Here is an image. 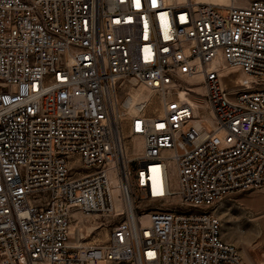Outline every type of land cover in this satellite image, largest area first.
<instances>
[{"label":"built area","instance_id":"built-area-1","mask_svg":"<svg viewBox=\"0 0 264 264\" xmlns=\"http://www.w3.org/2000/svg\"><path fill=\"white\" fill-rule=\"evenodd\" d=\"M263 185L264 0H0V264H245L214 205Z\"/></svg>","mask_w":264,"mask_h":264},{"label":"bare ground","instance_id":"bare-ground-1","mask_svg":"<svg viewBox=\"0 0 264 264\" xmlns=\"http://www.w3.org/2000/svg\"><path fill=\"white\" fill-rule=\"evenodd\" d=\"M165 1H182V0H165ZM202 1H210L214 3H224L227 4L229 0H202ZM129 86H132L133 80L130 78ZM185 81L188 86L190 84H194L192 86L193 90L195 92H191L192 89L189 91L182 88V90H179L180 94L184 99H187L191 101L195 108L200 110L204 107L205 104V97H204V90L201 83L198 81L193 82L192 78H185ZM130 94V102L133 101H142L147 97L146 90L143 86L139 85L138 87L133 88L131 91H129ZM114 193H116V190H114ZM214 213L217 217H224L225 220L223 222V232L222 237L225 240H232L240 251H238L240 254H242L244 260L248 264H255L252 256L248 252V249L246 247L247 242L249 238L252 236L253 228L250 226L249 228H245L239 222L234 221V217L231 213L225 211V209L221 206L215 209ZM101 224L100 220L97 217V215L94 214H86V215H76V221L73 227L71 228V232L76 234V241L75 242H86V241H92L97 239V234L99 231H101ZM99 230L96 234L95 232ZM84 232L83 236L81 232ZM95 234V235H94ZM221 234V230H220ZM102 236H104V230L102 232ZM92 238V239H91Z\"/></svg>","mask_w":264,"mask_h":264},{"label":"rangeland","instance_id":"rangeland-1","mask_svg":"<svg viewBox=\"0 0 264 264\" xmlns=\"http://www.w3.org/2000/svg\"><path fill=\"white\" fill-rule=\"evenodd\" d=\"M220 13H224V10H220ZM179 90H182V88H180ZM178 93L182 97L179 91ZM203 124L208 127L206 123ZM219 206L223 207L225 211L231 213L234 217L235 222H239V224H241L245 228H249L250 226H252L253 233L249 238L246 247L255 264H264V185L244 191L235 192L228 198L216 202L214 205V211L215 209L217 210ZM218 218L220 221V230L222 237L223 222L225 218L223 216H219ZM103 230L104 228H101V231L97 230L95 232L96 234L99 231L97 234L98 239L102 238ZM81 234L85 236L83 231L81 232ZM228 241L232 242V240ZM232 243L237 247V250L240 251L238 246L234 242ZM240 255L243 259V262L245 264H248L244 260L242 254Z\"/></svg>","mask_w":264,"mask_h":264}]
</instances>
